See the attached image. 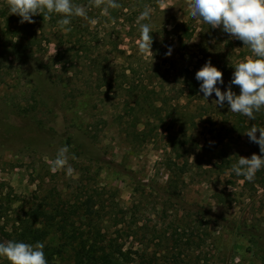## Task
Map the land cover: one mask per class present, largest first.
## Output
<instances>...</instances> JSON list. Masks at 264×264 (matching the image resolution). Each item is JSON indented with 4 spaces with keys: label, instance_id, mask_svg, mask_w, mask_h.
Listing matches in <instances>:
<instances>
[{
    "label": "rangeland",
    "instance_id": "rangeland-1",
    "mask_svg": "<svg viewBox=\"0 0 264 264\" xmlns=\"http://www.w3.org/2000/svg\"><path fill=\"white\" fill-rule=\"evenodd\" d=\"M2 1L0 242H43L48 264H98L105 252L126 264H264V168L252 181L231 171L239 156L262 155L259 146L246 135L227 132L234 118L226 102L224 107L212 103L214 93L206 101L199 91L190 104L181 96L185 64L206 56L229 66L230 75L251 50L220 28L192 18L187 0H161L160 10L173 7L174 17L161 22L152 12L153 27L164 24L156 33L161 43L153 44V57L139 53L137 19L129 31L124 19L113 24L99 11L98 23L89 24L90 50L63 39L61 56L68 64H53L58 52L53 41L65 32L53 30L55 35L46 29L48 43L21 31L17 54L9 37L22 24ZM186 30L189 37L183 36ZM111 42L134 55L135 87L159 83L165 104L153 103L161 110L162 125L142 112L149 100L135 104L141 88L126 92L118 82L97 87L103 84L97 71L103 68L111 80L123 65L110 58L114 70H107L101 53ZM93 57L101 64L92 63ZM173 134L177 139L171 142ZM63 146L69 148L72 177L66 170H50L49 160ZM88 197L91 216L83 214ZM0 264L9 261L0 257Z\"/></svg>",
    "mask_w": 264,
    "mask_h": 264
},
{
    "label": "clouds",
    "instance_id": "clouds-1",
    "mask_svg": "<svg viewBox=\"0 0 264 264\" xmlns=\"http://www.w3.org/2000/svg\"><path fill=\"white\" fill-rule=\"evenodd\" d=\"M6 3L11 15L20 17L21 24L35 23L33 17L38 15L43 14V19H50L51 14H59L62 18L57 24L64 32L72 31L70 25L73 17L83 18L96 25L97 19L88 16L89 7L101 9V14L113 24L116 20L111 17L110 10L122 7L118 0H88V6L76 4L73 0H6ZM187 7L192 18H199L213 29L220 28L222 32L241 41L252 53L235 65L225 91L217 86L224 85L223 72L213 66L211 60L206 61L195 73L203 99L208 101L214 93L216 99L212 103L216 106L224 107L226 102L229 111L254 120L255 114L264 109V0H187ZM152 12L153 9L146 5L137 18V24L140 33L139 53L153 57V25L145 22L151 20ZM212 42L215 43L214 40ZM171 52L169 48L166 55L170 56ZM233 86H238L239 94L233 91ZM246 136L259 146L262 155L253 153L250 158L239 156L231 171L252 181L256 172L264 168V126L253 125ZM68 153L69 148L63 146L58 149L55 158L49 160L53 173L66 170L67 176H73L75 169L69 164ZM71 159H76L74 154ZM35 226L40 227L39 223ZM44 248L45 244L39 241L33 245L9 240L0 242V257L7 259L9 264H48Z\"/></svg>",
    "mask_w": 264,
    "mask_h": 264
},
{
    "label": "trees",
    "instance_id": "trees-1",
    "mask_svg": "<svg viewBox=\"0 0 264 264\" xmlns=\"http://www.w3.org/2000/svg\"><path fill=\"white\" fill-rule=\"evenodd\" d=\"M5 1L6 0H3L2 2H5ZM160 1L161 0H118V2L122 5V7L119 9H111L110 10L111 17L115 18V20L124 19L123 22L130 25L129 31H133L132 23L135 19H137V17L140 15L141 11H143V9L146 5L150 6L153 9L154 20L157 18L156 15H159V18H161V22L169 20V18L172 19L174 17L171 14L173 11V7L169 8L167 10H160V7H159ZM73 2L76 4H82V5L88 6V0H73ZM5 5L8 6L7 3ZM99 11H101V9L95 8V7H89L88 8V16L90 18H96V15L98 14ZM1 14H2V17L6 16L4 11ZM152 17H153V14L151 15V18ZM12 18H14L16 21H18L20 23V17H18L17 15H12ZM61 18L62 17L59 14L53 13V14H51L50 19H43V14H42V15H38V16L33 17V19L35 20V23H33V24L24 23L21 26L19 25L18 27H15L13 29L12 35H10V37H9V40L11 42V47L13 49L17 48V50L15 51L17 54L21 53V51H18V46H20V40H21V35H20L21 31L28 32L32 39H38V37L39 38L44 37V40L46 42L51 43V42H49V41H51V39H49L46 36L45 31L47 29V31L56 30V32H61L62 29L57 24V21ZM6 22L7 23L10 22V21H8V18L6 19ZM145 22H151V20L145 21ZM89 24L90 23L88 21L84 20L83 18H79V17H73L72 18V22L70 25V27L72 28V31L62 33V34H60V37L56 36L55 41H53L55 46H57V48H58V52L55 54L53 64H55L58 61L59 62H61V61L65 62L64 65L68 64L61 56L63 54L61 51V47L64 45V42H63L64 40H66L67 43L71 46L74 45V43H83V45L87 47V50L88 51L90 50V48L88 46L91 45V43L93 42L94 39H91V37H90L91 34L88 32ZM163 25L152 28L151 35L153 38V44L157 43L158 46H160L159 43H161V41L157 42L156 33L157 34L162 33V30L164 27ZM175 27H177V29H180V27H182V26H180V25H178V23H176ZM38 31L40 32V34L36 35V32H38ZM53 32L56 35L55 31H53ZM186 32H189V31L186 30L183 33V36L185 35V36L189 37L190 35L186 34ZM137 36H140L139 32L137 33ZM92 38H93V35H92ZM181 38L182 37L180 36L179 37V44H182L180 41ZM170 40H172V38ZM108 44L109 45L107 47V51L101 53V56H104V61L106 62L105 66H106L107 70L110 68L112 70H114L113 69L114 67L110 66V64H109L110 58H112V59L118 58V59L123 60V65L121 67H119L120 73H119V71H117L116 76L113 77L111 80H110V76L109 77L107 76L106 70L104 71L103 68L101 71H97L96 74L99 77H102L101 81L103 82V84H99V85H97V87L101 88L102 86L106 85L109 88L112 85V82H118L119 88L121 90H125L126 92H130V93L131 92H135V93L138 92L139 93V91L137 89L141 88L137 99H135L136 101L134 100L135 104L140 105L141 102H146L147 100H149L151 104L149 106H146L147 111H142V112H145L144 114L146 116H149L148 114H150L151 118L158 120V122H161V125H162L163 119L161 116V110H159L158 107H155V105L153 103L155 101H159V102L165 104L164 99L162 97V96H164V93L162 91H160V89H158L159 83L156 84L155 81L150 80L149 86H147V85H142V86L140 85L139 86L138 85L137 87H135L133 79H132V77L136 74V69H137L136 68V62L134 61V55H130V54L127 55L126 51L119 49L118 45L116 43L111 42ZM153 44H152V48L154 49ZM29 45L31 46L32 44L30 43ZM29 49L32 51V47H30ZM179 50H182L180 46H179ZM161 51H164V48L162 46H161ZM33 54H34V52H33ZM11 55H13V51L11 52ZM162 58L164 59V56H162ZM208 60H210V59L207 58L206 56L205 57L203 56L200 59H196L195 61H191V63L185 64L183 66V69L180 71L182 74L181 96L187 100L188 104H190L195 98H197V94L199 92L200 82H198L195 79V73L198 70H200V68ZM91 62L94 64L95 63L101 64V62L94 57L91 58ZM211 63L213 66L217 67L220 71L223 72V80L224 81L226 80V81L224 82V85H218V87H221V90L225 91L226 90L225 88H227V85L229 84V82L232 78V74H233L234 70L229 75V69H228L229 66L225 65L224 63H220L219 60L211 61ZM235 65H234V67H235ZM190 66H192V67L190 68ZM40 67L43 68L42 66H40ZM234 67H233V69H234ZM126 72H129V74H126ZM105 80H107L106 83H105ZM35 89H38V88L35 87ZM236 90L237 89L235 87H233V91L237 93ZM151 96H153V98L156 97L155 100H153V99L150 100L149 98ZM35 104L38 105V101H36ZM185 114L187 115V117H189V115L191 114L190 108L187 111V113H185ZM178 115H181V113H179ZM230 115L232 118H234V121L231 124L230 129L227 131L230 134L236 133L239 136H241L242 134L246 135V133L248 132L250 127H252L254 124H255V126H257V124H258L257 122L264 123V109H262L260 112L255 114L254 120H250L246 116H243V115L237 114V113H233V112H231ZM169 118L171 121L172 120L175 121L174 119H176L175 115H170ZM193 120L194 119L192 118L190 122L193 123L194 122ZM209 122L211 123V126H214L213 119H209ZM145 124H146V126H148L149 122H146ZM257 127H259V126H257ZM134 128H135V125L133 124V129ZM223 130H225V123L221 124L220 131H217V135L219 137L221 136L219 134V132L221 133V132H223ZM138 135H140V137L143 136L142 138H146L145 134L142 131L138 132ZM172 138H173V140L177 139L176 135H174V134L171 135V142L173 141ZM174 197L175 196H173V198ZM88 198L89 199H86V201H84L85 208H84L83 214H87V215L91 216L93 214V211H92L93 206L91 204V203H93V201H92L91 197H88ZM176 202H178V200H176ZM179 204H180V207H183V209L186 208V207H184V204H182V203H179ZM186 212H188V213L190 212L191 214L194 212L193 214L203 215L201 212L193 211L192 209H190V210L186 209ZM35 215L40 216L41 218L46 216V215H43V212L41 210H35ZM206 215H207L206 216L207 219L212 221V222H216L218 220V217H215V216L209 215V214H206ZM50 219H52V218H50ZM98 264H126V262L123 258H119L118 256L115 257L114 255H110L108 252H105L99 258Z\"/></svg>",
    "mask_w": 264,
    "mask_h": 264
}]
</instances>
